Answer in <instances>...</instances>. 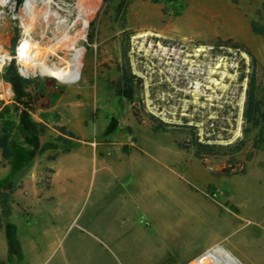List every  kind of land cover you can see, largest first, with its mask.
<instances>
[{
	"label": "rangeland",
	"instance_id": "obj_1",
	"mask_svg": "<svg viewBox=\"0 0 264 264\" xmlns=\"http://www.w3.org/2000/svg\"><path fill=\"white\" fill-rule=\"evenodd\" d=\"M77 2L49 6L63 24L55 32L52 17L45 37L42 25L32 37L45 46L63 32L74 36L87 20L85 37L76 45L85 55L79 78L70 83L33 78L38 96L32 118L46 127L40 140L48 148L29 159L30 150L14 131V174L0 180L6 191L21 187L36 161L45 171L38 183L48 188L50 156L69 155L61 165L77 176L72 186L85 192L75 209L61 203L29 220L28 232L41 239L42 248L30 264H185L192 242L219 236L236 243L250 264H262L264 129L256 150L260 128L245 123L244 108L253 69L256 95L264 102V38L251 29L253 22L264 25V0H99L76 22ZM14 17L0 27L10 55L29 20L19 11ZM76 50H58L48 63L66 66ZM125 51L143 80L134 104L114 90ZM11 91L0 76V133L4 123L16 127L20 121ZM148 113L171 129L155 132ZM213 137L242 149L198 158L194 148L178 145ZM72 211L74 223L66 228ZM52 224L62 231L58 242L53 232L43 234ZM97 224L99 230L92 227ZM0 264L21 262L10 257Z\"/></svg>",
	"mask_w": 264,
	"mask_h": 264
},
{
	"label": "trees",
	"instance_id": "obj_2",
	"mask_svg": "<svg viewBox=\"0 0 264 264\" xmlns=\"http://www.w3.org/2000/svg\"><path fill=\"white\" fill-rule=\"evenodd\" d=\"M18 1L19 4L22 3V0ZM171 1L172 0H169V2ZM176 14L179 15V13ZM251 29L254 34L264 38V25L253 22L251 24ZM127 54V51L123 53V61L117 66L120 76L115 84L114 90L116 97L126 99L131 104H134L137 90L143 85V80L133 73ZM248 54L251 56L250 52H248ZM0 76L11 87L14 94L12 110L19 116L20 120L16 127L4 123L0 133V155L8 163L18 158L17 153L14 151V143L12 141L13 133L16 131L23 139L25 146L30 150L29 159H33L38 153L48 148L47 146L43 147L40 140L41 136L46 131V127L32 118L38 96L35 80L33 78L26 79L21 76L14 60L11 61ZM256 83V72L255 69H253L249 78V87L244 108V120L246 124L251 126V129L260 128V134L254 141V148L258 150L261 143L262 131L264 129V102L256 95ZM133 115L136 119L140 120V111L138 108H133ZM147 118L152 124L155 132L166 133L172 127L171 124L160 120L153 114L148 113ZM216 141L215 137L207 139L205 142H200L195 138L189 146H185L184 144L178 145L183 149H188L189 147L194 148L195 156L198 158L233 155L235 152L242 149V145L237 143L223 145ZM55 158L56 156L54 155L50 156L49 159L54 160ZM240 174H245V171H241ZM233 175H237V173L231 176ZM10 198V192L0 190V201L2 206V211L0 213V230L3 229V227L5 229L10 254L17 260H21L22 251L20 241L17 238V227L10 222H6L4 226L2 224V221L11 215Z\"/></svg>",
	"mask_w": 264,
	"mask_h": 264
},
{
	"label": "crops",
	"instance_id": "obj_3",
	"mask_svg": "<svg viewBox=\"0 0 264 264\" xmlns=\"http://www.w3.org/2000/svg\"><path fill=\"white\" fill-rule=\"evenodd\" d=\"M63 156H69V155H63ZM63 156L56 157L54 160H49L47 168L51 170V173L49 174L50 177V185L49 187L41 188L38 181L41 180L42 175H45V171L40 170L36 167V164L38 166V163L34 161V164L30 171L27 172V175L22 179L21 187L17 186L16 188H13L12 190H4L5 186H1L0 190L10 192L11 198H10V206H11V215L4 219L2 221L3 226L6 222H10L14 224L17 227V238L20 241L21 244V251H22V259L19 260L21 264H30L32 260L37 259L42 251L40 247V241L41 239L38 237H35L33 234H30L28 232V225L30 224L29 220L34 218L36 215H40L43 211L50 212V210L55 207V205L60 204L66 208L71 210L72 208L75 209V207H78L81 203L82 198L84 197L85 192L80 188H74L72 186V180L77 177L74 172L70 171L69 168L62 167L61 160L63 159ZM0 155V180L4 177H7L9 172L13 173V169L10 163L5 161ZM62 203V204H61ZM48 205V207H46ZM21 210L25 215L21 216L19 213H14V210ZM72 209V210H73ZM54 210V209H52ZM2 211L1 201H0V213ZM74 211H72V214L69 215L68 222L66 224V228L71 227V225L74 223ZM74 216V217H73ZM15 218V219H14ZM16 224H15V223ZM124 222V221H123ZM96 230H99L101 228V225L97 224L95 226L92 225ZM60 228V227H59ZM56 230V226L52 224L51 229L44 230L43 234L45 237L49 235L51 232H53L52 236L55 239V242L59 241L60 233L62 232L61 229ZM110 234V231H106ZM90 233V232H89ZM118 234V236H126L127 233L120 232V231H114L113 234ZM93 235V233H92ZM5 239H6V246H5ZM199 240V239H198ZM195 241L192 242L190 246H192L190 249L191 251L187 254H185L184 261L185 264H192L196 260L203 257L207 252L211 251L210 249L214 247H220L222 245V248L226 251H228L230 254H232L240 263L241 261L245 263H251L252 260L249 257L248 254H245L241 251L240 247L233 243L229 237H221L219 236L217 239H214L213 241L206 242L203 241V243H200L201 241ZM166 242V241H165ZM168 242V241H167ZM189 246V247H190ZM188 247V248H189ZM215 248V249H216ZM248 247H246L247 249ZM212 249V250H215ZM186 250V248H185ZM184 250V251H185ZM248 250V249H247ZM155 250H153V253L155 254ZM206 252V253H205ZM204 253V254H203ZM203 254V255H202ZM10 257H14L9 252L7 237L5 233V229L0 230V261H6ZM146 258H152L154 256H145ZM159 258V256H157ZM15 258V257H14ZM262 264H264V258L262 259Z\"/></svg>",
	"mask_w": 264,
	"mask_h": 264
},
{
	"label": "bare ground",
	"instance_id": "obj_4",
	"mask_svg": "<svg viewBox=\"0 0 264 264\" xmlns=\"http://www.w3.org/2000/svg\"><path fill=\"white\" fill-rule=\"evenodd\" d=\"M97 1L99 0H79V2L77 3H78V7L80 11H79V16L77 17L76 22L80 21V18L82 17L83 14L88 15L90 13L95 3H97ZM49 2L50 1H46L47 7L46 6L45 8L39 7L40 9H38L36 7L35 0L27 1L26 6L23 9V13L25 14V17L23 18H26L29 20L23 23V26H22L23 34H30V32L33 30L34 23L38 22L39 25L43 26V29L45 28L41 32V37L42 38L45 37L46 30L48 29V26L52 21V17L54 16L58 17V14L56 13L53 14V12H51V10L49 9L50 8ZM82 22L84 25V27L82 26L83 29H81V31L77 29L79 30V32H77L74 36H70L68 33L63 32L61 33L60 36H55L53 40L54 42L48 45L41 46L38 44V40L34 38L35 44L40 49V56L38 58L33 59L31 64L28 66L27 71L28 72L31 71L33 73L37 72L41 76L56 77L60 81L66 82V83H70L74 79H78L81 61H82L83 56L85 55H84V50L82 49L76 50V45L79 40L84 39L88 21L84 20ZM62 49L71 50V51L76 50V52L74 56L72 57V59L70 60V62H67L66 66H62V62H58V63H54L50 65L47 62L48 56L54 55L56 54L58 50H62ZM192 264H242V263H240L232 254L224 250L222 247H217L215 250H211L207 252L203 257L196 260Z\"/></svg>",
	"mask_w": 264,
	"mask_h": 264
},
{
	"label": "built area",
	"instance_id": "obj_5",
	"mask_svg": "<svg viewBox=\"0 0 264 264\" xmlns=\"http://www.w3.org/2000/svg\"><path fill=\"white\" fill-rule=\"evenodd\" d=\"M27 1L28 0H22V3L19 4L18 0H0V27L4 23V21L7 20V18L15 19L14 16L17 11H19L25 17V14L23 13V9L25 8ZM46 1H50L49 6H56L57 8L59 7V3L62 2V0H35L36 7L38 8L41 4L46 3ZM70 1L73 4L78 0H70ZM56 14H58V17L54 16L55 32L57 31L56 28H58L62 23L60 19V14L58 12H56ZM37 25H39L38 22L34 23L33 30L30 32V34L22 35V37L18 40L15 46L13 55H10L7 51L4 50L1 43V34H0V73L11 63V61L14 60L16 62V65L18 66L19 73L24 78L30 79V78H35L37 76H41L37 72L33 73L31 71L30 72L27 71L28 66L31 64L33 59L38 58L40 56V49L35 44V40L32 37L35 27ZM51 33L53 36L54 35L53 32ZM38 44H39V40H38ZM50 56L53 55L48 56L47 62H49Z\"/></svg>",
	"mask_w": 264,
	"mask_h": 264
}]
</instances>
